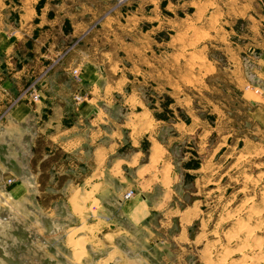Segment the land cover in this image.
<instances>
[{"label": "rangeland", "instance_id": "374dc122", "mask_svg": "<svg viewBox=\"0 0 264 264\" xmlns=\"http://www.w3.org/2000/svg\"><path fill=\"white\" fill-rule=\"evenodd\" d=\"M24 1L0 0L3 29L19 21ZM33 3L37 12L40 8L47 12L59 51L23 88L33 83L39 89L65 57L84 49L87 53L81 55L87 54L102 72L95 93L110 99L98 105L117 120L129 112L134 131L156 128L158 140L167 146L172 166L164 164L160 173L167 178L172 170L175 178L171 186L170 180L166 182L172 196L165 209L147 219L155 239L142 244L141 234L136 237L138 251L127 244L122 248L130 256L138 252L145 264H264V99L252 87L264 39V0ZM26 44L30 46V41ZM74 69L72 90L80 85ZM34 136L32 158L30 151L22 150L20 165L7 164L10 178L42 169L49 190L62 184L65 188L71 174L53 170L71 159L38 133ZM141 146H147L145 137ZM42 149L53 154L42 158ZM159 192L156 187L155 195ZM64 193L53 202L58 207L55 217L41 214L35 201L33 206L18 204L23 213L12 217L16 224L7 235L15 240L9 246L12 264H52L39 260L41 242L53 249L63 229L79 219L95 221L78 213L76 205L88 201L89 194L68 198L71 192L66 188ZM50 195L42 199L45 204L52 201ZM187 207L192 208V221H184L179 212ZM36 221L44 232L30 231ZM179 224L184 226L183 235H178Z\"/></svg>", "mask_w": 264, "mask_h": 264}, {"label": "crops", "instance_id": "0c3cea01", "mask_svg": "<svg viewBox=\"0 0 264 264\" xmlns=\"http://www.w3.org/2000/svg\"><path fill=\"white\" fill-rule=\"evenodd\" d=\"M33 2L36 0L22 3L19 21L9 25L8 30L2 28L0 16V214L8 212L7 217L0 216V264H12L9 246L15 240L7 235H11L16 224L12 217L22 212L18 210V204L27 202L33 206L35 201L41 214L55 217L58 207H53V202L65 195V188L71 192L68 198L75 194L85 198L89 194L88 201L79 200L76 205L78 213L95 221L79 219L78 223L63 229L53 249L47 241L41 242L40 261L52 264H145L138 252L130 256L122 247L125 244L136 246L138 251L139 239L136 237L141 234L144 236L142 244L152 243L155 239L147 219L159 208L165 209L172 196L166 182L170 180L171 186L175 178L172 170L167 178L160 173L164 164L172 166L167 146L158 140L156 128L151 132L134 131L129 125V112L124 114L125 119L117 120L98 105V102H109L110 99L95 93L98 75L102 72L87 54L81 55L87 53L84 49L79 50L80 54L65 57L43 80L38 101L23 99L11 104L32 76L41 71L45 61L59 51L55 35L49 32L47 12L43 8L37 12ZM35 18L37 23L33 22ZM28 41L30 46L26 44ZM261 49L255 68L256 83L252 87L258 89L264 99V39ZM72 68L80 69L79 80H75L80 85L75 90L71 88L75 86L71 83ZM75 94L83 95L82 99L75 101ZM34 132L54 144L65 158L71 159L53 170V174H71L65 188L62 184L49 190L42 169L31 170L25 176H13L14 181L6 184L12 174L6 168L7 164L20 165L22 150L26 154L30 151L32 158ZM143 137L147 140L145 149L141 146ZM52 154L50 149H42L41 157ZM5 170L8 171L6 174ZM156 187L160 191L158 195L154 193ZM130 189L133 195L123 199ZM49 195L52 201L45 204L42 199ZM93 200H97L98 205H94ZM100 201L106 202L107 208L99 204ZM191 209L179 210L184 221L194 219L190 216ZM68 210L77 214L72 206H68ZM39 225L37 221L30 224V231L44 232ZM183 227L179 224L178 235H183ZM71 231H75L72 238Z\"/></svg>", "mask_w": 264, "mask_h": 264}, {"label": "built area", "instance_id": "2783aa9c", "mask_svg": "<svg viewBox=\"0 0 264 264\" xmlns=\"http://www.w3.org/2000/svg\"><path fill=\"white\" fill-rule=\"evenodd\" d=\"M73 74L75 76V78H79L78 75H77V70L74 69L73 70ZM23 99H28L30 100L31 102H36L40 99V93H39V89L35 88L33 83H30L28 84L25 88H23L18 94L16 97H14V99L11 101V104H15ZM82 99V96L77 94V95H74V100L75 101H79ZM13 181V178H7L6 179V183L10 184L12 183ZM133 190H128L124 193L123 195V198L127 199L129 197H131L133 195Z\"/></svg>", "mask_w": 264, "mask_h": 264}, {"label": "bare ground", "instance_id": "6f19581e", "mask_svg": "<svg viewBox=\"0 0 264 264\" xmlns=\"http://www.w3.org/2000/svg\"><path fill=\"white\" fill-rule=\"evenodd\" d=\"M97 229H98V227H97ZM76 245V244H75ZM78 247H79V245H78ZM263 260V259H262Z\"/></svg>", "mask_w": 264, "mask_h": 264}]
</instances>
